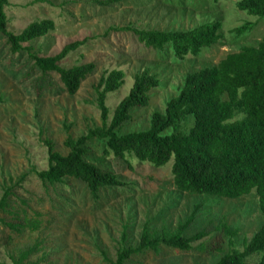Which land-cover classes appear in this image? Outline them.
Here are the masks:
<instances>
[{
	"label": "rangeland",
	"instance_id": "rangeland-1",
	"mask_svg": "<svg viewBox=\"0 0 264 264\" xmlns=\"http://www.w3.org/2000/svg\"><path fill=\"white\" fill-rule=\"evenodd\" d=\"M9 1L8 30L14 34L42 20L56 24L53 32L24 46L40 56H54L66 45L87 39L85 46L60 65L68 69L94 63L96 69L78 93L70 96L59 75L44 76L28 52L13 54L7 39L0 37V199L5 187L13 185L11 180L16 183L28 174L10 197L13 215L0 216L13 222L19 213L21 219L41 224L38 231L21 235L1 227L0 264H14V258L34 246L38 251L28 260L31 264H109L104 254L115 261L122 248L138 246L145 228L151 237L176 234L197 206L200 211L185 235L192 237L206 230V238L188 251L163 246L158 252L134 255L127 264H217L232 249L244 251L264 224L256 190L239 199L180 192L174 184L173 161L156 168L130 154L126 160L105 156L104 144L98 139L89 142L87 159L111 170L129 184L127 188L102 189L96 200L80 181L68 179L64 185L45 186L32 171L48 169L46 140L66 155L68 136L77 139L102 126L94 87L104 75L113 70L125 73L122 88L107 97L108 124L116 107L130 94L136 75L149 69L158 77L161 86L150 92L149 106L134 108L131 121L119 134L147 131L153 114L164 113L168 102L179 96L188 74L214 67L243 47H257L264 38V18L239 10L238 0H125L107 7L97 0ZM213 22L222 24L221 40L183 61L170 49L147 48L132 32L116 30L186 32ZM246 23L255 27L237 36L234 30ZM193 124L190 116L181 131L188 133ZM225 227L238 230V235L231 237Z\"/></svg>",
	"mask_w": 264,
	"mask_h": 264
},
{
	"label": "trees",
	"instance_id": "trees-1",
	"mask_svg": "<svg viewBox=\"0 0 264 264\" xmlns=\"http://www.w3.org/2000/svg\"><path fill=\"white\" fill-rule=\"evenodd\" d=\"M124 1L97 0V3L107 7ZM9 6V0H0V37L7 39L13 54L28 52L44 76L51 73L59 75L65 92L75 96L82 83L95 72L96 66L88 63L66 69L60 64L85 46L88 40L68 44L54 56H40L24 45L53 32L55 22L50 19L34 22L22 33L14 34L8 30L6 8ZM237 7L251 16L264 18V0H238ZM254 27L255 24L246 23L236 28L234 33L240 37ZM221 29V22H213L186 32L144 31L132 27L116 30L132 32L147 48L157 51L170 49L177 60L183 61L217 44L222 38ZM124 81V71L113 70L94 87L102 126L89 129L77 139L68 136L64 142L68 154L58 152L53 141H45L48 169L32 171L45 186L64 185L66 180L74 179L85 184L96 200L102 189L127 188L129 184L121 181L111 170H103L87 159L89 142L98 139L104 144L105 156L126 160L130 154L156 168L173 161L174 184L180 192L239 199L256 190L264 214V38L257 47H243L228 54L214 67L188 74L179 96L168 102L164 113L153 114L147 131L119 134V129L131 121L134 108L149 106L150 92L158 89L161 81L149 69L136 75L130 94L116 107L108 124L107 97L120 90ZM190 116L194 117V124L188 133H184L181 129ZM27 177L28 174H24L16 183L11 180L12 186L5 187L0 199V213H13L10 197ZM199 211L200 206H197L176 234L151 237L145 228L137 247L122 248L115 261H109L106 254L105 259L109 264H127L134 255L149 250L158 252L163 246L179 251L191 250L194 243L209 235L206 230L192 237L185 235ZM3 226L21 235L27 230L38 231L41 224L39 220L32 221L27 217L21 219L16 213L13 222H7L0 216V228ZM226 230L231 237L239 233L231 228ZM126 240L127 234H124L123 241ZM37 251L38 246L25 249L18 258H14V264H31L28 260ZM217 264H264V224L246 243L244 251L232 249Z\"/></svg>",
	"mask_w": 264,
	"mask_h": 264
}]
</instances>
